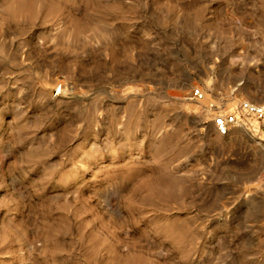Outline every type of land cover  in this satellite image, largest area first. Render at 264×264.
<instances>
[{
  "label": "rangeland",
  "instance_id": "1",
  "mask_svg": "<svg viewBox=\"0 0 264 264\" xmlns=\"http://www.w3.org/2000/svg\"><path fill=\"white\" fill-rule=\"evenodd\" d=\"M241 99L264 0H0V264H264Z\"/></svg>",
  "mask_w": 264,
  "mask_h": 264
},
{
  "label": "built area",
  "instance_id": "2",
  "mask_svg": "<svg viewBox=\"0 0 264 264\" xmlns=\"http://www.w3.org/2000/svg\"><path fill=\"white\" fill-rule=\"evenodd\" d=\"M60 91V86L55 88V92ZM193 95L202 97V92L196 88ZM211 109H218L212 117V123L219 136L229 134L231 129H243L253 137L264 135V101L253 102L246 99L237 101L231 108L222 109L220 106L211 104Z\"/></svg>",
  "mask_w": 264,
  "mask_h": 264
}]
</instances>
